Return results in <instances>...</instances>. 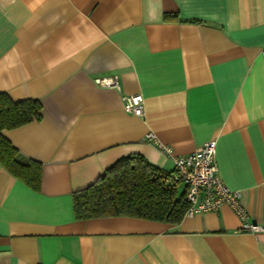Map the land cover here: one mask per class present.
Wrapping results in <instances>:
<instances>
[{
    "label": "crops",
    "instance_id": "0c3cea01",
    "mask_svg": "<svg viewBox=\"0 0 264 264\" xmlns=\"http://www.w3.org/2000/svg\"><path fill=\"white\" fill-rule=\"evenodd\" d=\"M262 47L264 0H0V93L42 106L1 131L42 172L33 190L0 164V264H264V231L226 205L172 223L76 218L72 201L122 157L173 171L159 143L215 140L218 177L264 225Z\"/></svg>",
    "mask_w": 264,
    "mask_h": 264
},
{
    "label": "trees",
    "instance_id": "16d2710c",
    "mask_svg": "<svg viewBox=\"0 0 264 264\" xmlns=\"http://www.w3.org/2000/svg\"><path fill=\"white\" fill-rule=\"evenodd\" d=\"M169 16L173 15H166ZM41 109L39 100L14 101L8 94L0 93V164L33 190L40 188L41 163L22 156L1 131L39 120ZM172 173L141 155L122 157L92 184L73 192L74 215L76 218L128 215L179 222L188 204Z\"/></svg>",
    "mask_w": 264,
    "mask_h": 264
},
{
    "label": "built area",
    "instance_id": "2783aa9c",
    "mask_svg": "<svg viewBox=\"0 0 264 264\" xmlns=\"http://www.w3.org/2000/svg\"><path fill=\"white\" fill-rule=\"evenodd\" d=\"M260 53L264 55V47ZM97 82L103 87L119 88L116 75L98 79ZM122 99L126 111L137 116L142 115L141 95H125ZM147 138L153 139L154 136L149 133ZM159 146L165 154L172 156L174 165L172 179L184 185V195L188 204L185 215L217 211L226 205L243 220L239 231L251 233L264 231V225L246 220L247 212L240 202L241 192L231 189L218 177L215 140L208 141L192 153L182 156L171 155V148L168 145L159 143Z\"/></svg>",
    "mask_w": 264,
    "mask_h": 264
},
{
    "label": "rangeland",
    "instance_id": "374dc122",
    "mask_svg": "<svg viewBox=\"0 0 264 264\" xmlns=\"http://www.w3.org/2000/svg\"><path fill=\"white\" fill-rule=\"evenodd\" d=\"M182 184L178 187V190L180 191V190H182Z\"/></svg>",
    "mask_w": 264,
    "mask_h": 264
}]
</instances>
